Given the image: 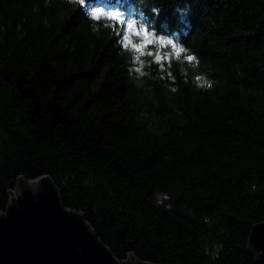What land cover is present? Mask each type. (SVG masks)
Returning a JSON list of instances; mask_svg holds the SVG:
<instances>
[{
  "label": "trees",
  "instance_id": "obj_1",
  "mask_svg": "<svg viewBox=\"0 0 264 264\" xmlns=\"http://www.w3.org/2000/svg\"><path fill=\"white\" fill-rule=\"evenodd\" d=\"M42 176L119 262L264 264V0H0V213Z\"/></svg>",
  "mask_w": 264,
  "mask_h": 264
},
{
  "label": "water",
  "instance_id": "obj_2",
  "mask_svg": "<svg viewBox=\"0 0 264 264\" xmlns=\"http://www.w3.org/2000/svg\"><path fill=\"white\" fill-rule=\"evenodd\" d=\"M248 247L264 251V222L252 227ZM0 264H149L119 262L80 213L66 209L47 176L20 178L0 213Z\"/></svg>",
  "mask_w": 264,
  "mask_h": 264
},
{
  "label": "rangeland",
  "instance_id": "obj_3",
  "mask_svg": "<svg viewBox=\"0 0 264 264\" xmlns=\"http://www.w3.org/2000/svg\"><path fill=\"white\" fill-rule=\"evenodd\" d=\"M129 25H131V27H129ZM127 30L129 31V32H131V33H136V30H135V28L133 27V25L131 24V22H128L127 23Z\"/></svg>",
  "mask_w": 264,
  "mask_h": 264
},
{
  "label": "snow or ice",
  "instance_id": "obj_4",
  "mask_svg": "<svg viewBox=\"0 0 264 264\" xmlns=\"http://www.w3.org/2000/svg\"><path fill=\"white\" fill-rule=\"evenodd\" d=\"M92 15H93V16H96L97 13H93ZM109 15L112 16L113 14H109ZM129 27H131V25H129Z\"/></svg>",
  "mask_w": 264,
  "mask_h": 264
},
{
  "label": "clouds",
  "instance_id": "obj_5",
  "mask_svg": "<svg viewBox=\"0 0 264 264\" xmlns=\"http://www.w3.org/2000/svg\"><path fill=\"white\" fill-rule=\"evenodd\" d=\"M70 2H71V0H70ZM94 30H96V29L94 28Z\"/></svg>",
  "mask_w": 264,
  "mask_h": 264
}]
</instances>
